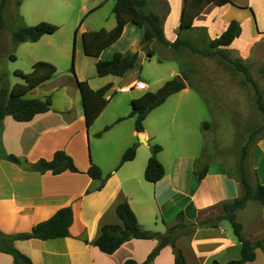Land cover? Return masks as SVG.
Returning <instances> with one entry per match:
<instances>
[{
	"label": "crops",
	"instance_id": "0c3cea01",
	"mask_svg": "<svg viewBox=\"0 0 264 264\" xmlns=\"http://www.w3.org/2000/svg\"><path fill=\"white\" fill-rule=\"evenodd\" d=\"M62 1L67 2L68 0ZM83 1H90V4L86 5L83 2L81 5V8L86 12L84 18L82 17L76 26L74 38L78 28L81 27L82 33L102 27L110 29L115 25L116 17L113 11L115 0H112L111 3L109 0ZM231 1L234 4L217 5L213 2L207 4L194 17L192 21L193 31L187 33L189 39H194L195 36H191L195 33L197 34L195 40L200 39L199 28L205 29L207 38L217 37L226 29L229 21L235 19L240 24V33L224 49L232 53L234 55L232 57L243 62L251 51L255 52L256 56L264 55V0ZM183 3L184 0H145V7H149V10L162 17L163 34L168 41H173L178 35ZM105 4L107 7L109 5L112 10L115 22H108L110 16H107L104 18L107 21L105 22L107 26H103V22L100 20V15L104 14L103 11L90 18L86 23L83 22L89 15L92 16L91 14L103 8ZM90 9L93 10L87 13ZM83 23L84 26H82ZM133 26L138 27V29ZM124 32H127L126 40L114 45ZM142 34V27L128 22L117 40L105 47L98 56H89L90 59L86 62L95 66L97 60H105L112 53H125L124 42L125 45L137 43V40L142 38ZM43 36L44 34L36 41L28 42H38ZM153 44H155V40L150 39L144 43H138L137 47L133 48L136 51L131 52H137L136 61L133 66L120 75L122 79H128L132 70L141 67L138 58L139 51L142 52L143 56L149 58L155 55V52L151 56L147 55V51L152 48ZM165 48L168 50L167 47ZM85 56L88 55L85 54ZM177 56L179 57L178 53ZM46 60L54 62L51 59L46 58ZM156 61L164 62L159 56ZM171 61L175 60L172 59ZM180 63V65L188 66L181 59ZM71 68H73V60ZM178 69L179 67H171L170 75L174 77L176 71L179 72ZM180 73L178 74L180 75ZM53 75L27 92L25 97L43 98L46 96L47 90H44L40 95L35 94V89L51 80ZM106 75H111V77L101 81L94 79V85L89 79L86 81L92 89H97L106 83L112 85V78L117 75ZM77 80H75L76 86ZM136 81L141 80L128 81L126 84L120 85L118 91H120V87L127 88L121 92L132 88L140 90L146 87L133 86ZM142 82L146 83L145 81ZM188 85L186 83L185 87L169 94L162 103L152 108L142 120L143 132L149 145H144L136 139L138 131L135 129V122L132 127L128 126L114 134L113 142L108 148L113 147V151H117L116 154L117 156L120 155V159L123 151L130 145L136 143V150L132 159L122 163L119 159L118 164L110 172H103L100 168L103 167V162H101L103 158L96 148L91 151L95 163L90 159L88 147L89 128L100 118L108 102L89 127H86L85 124L80 91L79 107L76 105L75 99L69 97L67 105H55L51 101L50 110L37 113L28 121H16L11 116H4L0 120L3 152L15 155L19 158L20 163L0 157V231L6 234L28 231L37 222L50 217L58 208L69 205L73 213V220L68 228L69 236L46 240L29 238L14 241V246L25 253L33 264H123L127 258L142 262L148 254L159 247L160 241L158 239L131 238L124 241L112 253L102 252L96 246L84 242L83 239L94 240L100 234L101 226L105 223L122 224L115 208L119 202L124 200L128 201L143 228L165 232L168 227L177 223L178 213H181L184 224L190 226L192 223H196L197 225L199 216L204 212L206 213L212 207L240 196L241 184L235 176L227 174L226 170L211 171L208 167L205 175L198 178L194 172L197 157L192 155L179 156L170 171H166L163 163L158 159L164 168L163 176L156 182H150L144 178L150 146L160 143H153L159 139L158 133L156 134L159 126L150 127L145 120L148 114L158 110L174 94H177L178 103H183L184 100L193 101V104L200 109V103L202 106L200 100L205 98L202 94L194 92L188 97L181 95L183 92H190ZM110 88L105 93L108 101L110 97L107 93L112 90L113 86ZM142 93L138 94L137 97ZM131 100L127 108L128 113L124 110H121L124 113L116 110L117 121L125 118L135 120L134 116L129 115ZM105 126L108 128L106 130L103 128L99 136L95 133L94 135L102 138L112 127L109 124ZM163 131L165 132V130ZM164 132L162 133L164 134ZM57 149H64L73 158L79 172L65 170L53 174L50 171L41 173L33 169V164L39 158L51 159ZM161 150L162 146L159 151ZM109 152L110 149L105 150V153L108 154ZM22 161H27L31 166L23 168L21 166ZM90 162L99 165L96 164L100 168L102 176L109 173L102 186H100L101 179L93 178L86 173ZM249 181L262 183L260 179H249ZM173 203L175 207L166 212L165 208ZM157 215H160L161 218L159 224L157 223ZM235 218L242 224L243 235L252 243L264 240V205L259 200H247L243 207L235 210ZM196 225L193 226V229L189 227L188 232L178 236L174 242L175 246L181 250L185 264H210L213 259L224 264L230 259L239 257L240 244L237 238L231 235L220 222L214 227L198 225L197 228ZM199 227H201V231H199ZM173 258L172 247L164 245L153 257L151 264H173ZM0 264H14L11 254L0 251ZM243 264H264V254L261 247L255 248L253 260Z\"/></svg>",
	"mask_w": 264,
	"mask_h": 264
},
{
	"label": "rangeland",
	"instance_id": "374dc122",
	"mask_svg": "<svg viewBox=\"0 0 264 264\" xmlns=\"http://www.w3.org/2000/svg\"><path fill=\"white\" fill-rule=\"evenodd\" d=\"M109 1L111 3L112 0ZM17 2L18 0H0V86L4 80L9 86L15 82H22V78L14 73L15 70L26 73L31 70L34 61L52 62L46 60V58L51 59L54 61L52 63L56 67V72L51 80L35 89V94L41 95L44 90H47L46 95L51 97V101L55 105L61 106L67 105L69 97H71L75 99L76 105L79 107V90L75 83L76 79H89L94 85V79L101 81L111 77V75L97 76L94 64L91 66L86 62L90 58L85 56L82 51L80 40L82 27L78 28L74 38L76 26L82 17L84 18L86 12L81 8V5L83 2L89 5L90 1L21 0L19 5ZM148 8L145 7L146 10H149ZM102 11L104 14L100 15V20H102L103 26H107L105 23L107 21L104 19L107 16H110L108 22H115L114 14L107 4L91 14L92 16H86L87 18L83 22L86 23ZM39 21L54 23L58 28L54 33L44 34L38 42L27 41L13 44L12 30L22 24L33 25ZM196 35L195 33L191 37L195 36L196 38ZM126 36L127 32H124L114 45L123 43ZM195 38L193 43L201 45ZM140 42L141 38L139 41L137 40V43L131 45H125L124 42V51H136L133 48L137 47ZM152 48L155 52L152 58L143 56L139 51L138 58L141 67L132 70L128 79H122L120 76L112 78L111 86L113 88L107 93L110 100L100 118L89 128L90 159L93 161L91 151L96 148L103 158L101 161L103 167H100L102 171L110 172L115 168L120 155L117 156V151H113V147H108L112 144L116 132L126 129L128 126L132 127L134 123L133 118L117 121L116 110L128 113L127 108L131 96L134 98L144 91L156 90L172 77L169 73L171 67H179V72L176 71L174 76L180 72L187 75L189 77L187 83L190 87L189 93L183 92L181 95L188 97L196 92L202 94L205 100H200L202 106L200 103L201 108L199 109L193 104V101L184 100L183 103H178L177 94H174L158 110L148 114L146 123L154 128L159 126L158 132H156L159 139L153 143L160 142L159 144L162 146L157 157L163 163L165 170L170 171L179 156L192 155L197 157L195 162L197 167L200 168L207 164V168L209 167L211 171L226 170L227 174L237 178L240 174L239 161L241 155L245 154L244 169L247 179H260L264 183V111L257 104L258 96L264 107V74L262 72L264 55L256 56L255 52L251 51L244 61L252 79L250 82L244 73L229 64L223 57L204 56L183 47L178 52L179 59L187 63L188 66H181L172 57V52L159 43L155 42ZM11 54L14 58L10 57ZM113 54L106 58L110 59ZM229 54L234 56L232 53ZM158 56L164 62H157ZM172 59L175 61H171ZM72 60L73 72L70 71ZM135 80L145 81L146 87L140 90L132 88L125 92L118 91L120 85ZM203 123H206L207 126L204 127ZM108 124L112 127L102 138L94 135ZM136 139L138 140L137 135ZM245 145V152H243L242 149ZM106 149H110L108 154L105 153ZM2 153L0 134V157ZM112 164L113 166H111ZM174 207V203L170 204L165 208V211L168 212ZM222 214V206L218 204L210 211L200 215L197 225L192 223L189 227L193 229L194 225L196 227L210 225L216 222L218 216ZM157 216L159 224L161 218L160 215ZM220 223L235 237L227 219H222ZM199 228L201 231V227Z\"/></svg>",
	"mask_w": 264,
	"mask_h": 264
},
{
	"label": "trees",
	"instance_id": "16d2710c",
	"mask_svg": "<svg viewBox=\"0 0 264 264\" xmlns=\"http://www.w3.org/2000/svg\"><path fill=\"white\" fill-rule=\"evenodd\" d=\"M222 5L226 3L234 4L231 0H184L181 19L179 23L178 35L173 41H168L162 28V17L154 11L145 9V0H115L113 11L116 17L115 25L110 29L99 28L97 30L84 31L81 33V42L84 54L88 56H98L100 52L119 38L122 30L128 22L142 27L143 34L141 42L144 43L150 39H154L162 47H167L168 51L172 52V57L179 64L180 59L177 53L181 48L186 47L192 52H198L204 56H220L223 57L229 64L237 70L244 73L247 80L252 82L247 65L240 59L230 56L229 52L224 49L233 39L240 33V24L237 20L231 19L226 29L214 38H207L204 28H199V40L201 45L193 43V39H189L187 33L193 31L192 21L203 8L209 3ZM18 5L21 0H18ZM90 9L88 12L92 11ZM58 26L47 21H39L33 25L22 24L12 30L11 38L14 45L25 41H36L43 34H51L56 31ZM77 28L75 29L76 32ZM154 54V49H149L147 55ZM11 58L14 56L11 54ZM137 58V52H116L110 59H99L95 62L96 73L99 76L113 74L120 76L128 68L134 65ZM182 66V65H181ZM56 67L53 63L45 60H37L32 64L29 72L15 70L14 73L22 78V82H15L9 86L5 80L0 86V120L4 116H11L16 121H28L35 114L45 112L51 109V97L49 95L40 97H25V94L31 89L49 79ZM70 71H74L71 68ZM264 74V66L262 68ZM181 79H180V78ZM174 76L166 80L159 88L154 91H144L138 97L131 100V110L129 115L134 116L135 129L143 131L142 120L146 114L155 106L159 105L171 93L185 87L189 80L187 75L180 73V76ZM79 88L86 127H89L95 118L100 114L108 102L105 93L111 87L110 83L92 89L86 80H77ZM257 104L264 111V107L257 96ZM204 127L207 126L203 123ZM105 126L103 130H106ZM102 131L96 133L99 136ZM246 145L242 151L245 152ZM161 149L159 144L150 146V155L144 169V178L150 182H156L164 174V168L157 158V152ZM136 143L127 147L121 156L120 163L130 160L134 157ZM241 155L239 161L240 174L237 177L241 184L240 196L221 203L223 214L218 216V220L211 226H216L222 219H227L232 227L233 234L240 244V255L238 258L230 259L224 264H243L253 260L255 257V248L261 247L264 254V240H258L252 243L242 233V224L235 218V210L243 207L247 200L256 199L264 205V183H252L247 179L244 169V157ZM2 158L9 161L20 163L19 158L11 153H2ZM196 166V164H195ZM33 169L38 172L50 171L53 174L60 173L65 170L79 172L73 158L64 150L57 149L54 151L51 159L39 158L34 164ZM207 170V164L200 168L196 166L194 169L195 175L202 178ZM86 173L93 177L101 179L100 186L103 185L106 176H102L100 168L90 162ZM230 175V174H229ZM115 211L121 219L122 224L105 223L101 226L100 234L92 241L83 239L84 242L96 246L99 250L105 253L114 252L124 241L131 238L151 239L155 238L160 241L159 247L152 251L145 260L137 262L132 258H127L123 264H151V260L158 253V250L164 245H170L173 252V264H185L184 256L179 248L174 244L175 239L188 232L189 226L182 222L181 213L177 214L178 221L175 225L168 227L165 232L153 231L145 229L139 223L135 213L131 209L128 201L124 200L116 205ZM73 220L72 208L62 206L58 208L50 217L40 222H37L28 231L6 234L0 231V251L11 254L14 264H33L30 258L14 246L15 240H23L29 238H38L41 240L69 236V226ZM210 264H221L213 259Z\"/></svg>",
	"mask_w": 264,
	"mask_h": 264
},
{
	"label": "water",
	"instance_id": "95a60500",
	"mask_svg": "<svg viewBox=\"0 0 264 264\" xmlns=\"http://www.w3.org/2000/svg\"><path fill=\"white\" fill-rule=\"evenodd\" d=\"M180 75L178 74L177 75V77H179ZM180 78V77H179ZM137 136H138V141L140 142V143H143L144 145H149L148 144V141H147V138H146V135H145V133L143 132V131H140V132H138L137 133ZM21 166L23 167V168H25V167H30L31 165L27 162V161H22L21 162Z\"/></svg>",
	"mask_w": 264,
	"mask_h": 264
},
{
	"label": "built area",
	"instance_id": "2783aa9c",
	"mask_svg": "<svg viewBox=\"0 0 264 264\" xmlns=\"http://www.w3.org/2000/svg\"><path fill=\"white\" fill-rule=\"evenodd\" d=\"M133 86H137V87H145L146 86V83L142 82V81H136L134 82ZM120 91H124V90H127V88L125 87H120L119 89Z\"/></svg>",
	"mask_w": 264,
	"mask_h": 264
}]
</instances>
